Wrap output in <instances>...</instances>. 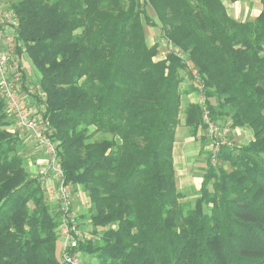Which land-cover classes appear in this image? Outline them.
<instances>
[{"label":"trees","instance_id":"16d2710c","mask_svg":"<svg viewBox=\"0 0 264 264\" xmlns=\"http://www.w3.org/2000/svg\"><path fill=\"white\" fill-rule=\"evenodd\" d=\"M258 1L260 14L245 22L230 17L221 0L9 5L46 96L42 117L54 129L65 180L80 185L89 201L93 239H79L78 254L95 257L93 264H264V0ZM145 25H159L161 37L193 63L211 117L230 116L233 126L252 133L246 144L221 148L218 166L207 165L186 205L172 148L182 73L190 71L172 52L154 59L158 44L146 43ZM6 123L0 99V264H63L58 214L24 167L21 140L2 128ZM201 123V106L189 103L192 135Z\"/></svg>","mask_w":264,"mask_h":264},{"label":"built area","instance_id":"2783aa9c","mask_svg":"<svg viewBox=\"0 0 264 264\" xmlns=\"http://www.w3.org/2000/svg\"><path fill=\"white\" fill-rule=\"evenodd\" d=\"M8 0H0V99L3 101L4 110L12 120V125L18 134L29 136L35 149L41 153L43 163L36 171L35 178L41 187H45L50 181V192L55 196L56 213L58 214L57 233L60 241V255L63 264H81V259L77 251L81 236L86 237L89 233H81L75 225L74 214L70 210L72 201V191L70 183L65 180L64 172L59 162L57 142L52 137L54 129L42 117L45 111V93L36 88L33 95L38 96V107L30 109L29 93L33 90H24L23 72L21 62L17 57L16 50L19 47L18 25L19 18L13 9L5 5ZM165 40V39H164ZM164 44L169 50L179 58L183 57V52L179 47L172 45L167 40ZM189 71L195 78V83L199 89L197 103L202 109V122L206 126L208 134L214 137V150H217L221 140L226 134V129H220L209 117V110L203 95V83L198 80L195 69L189 66ZM227 143V142H226ZM228 145V144H227ZM48 202L49 197H46Z\"/></svg>","mask_w":264,"mask_h":264},{"label":"crops","instance_id":"0c3cea01","mask_svg":"<svg viewBox=\"0 0 264 264\" xmlns=\"http://www.w3.org/2000/svg\"><path fill=\"white\" fill-rule=\"evenodd\" d=\"M221 2L225 6L227 14L239 22L253 20L260 14L262 9L261 3L258 0H236V1L221 0ZM146 9H147L146 13L152 15L151 17L153 18L154 14L152 13V10L150 9L149 5L146 6L145 10ZM144 33H145L146 43L148 45H152L157 41L162 45H165L164 38H162L159 35L160 33L159 27L145 25ZM19 48H22L20 46V42H19V47L16 50V54L20 62L21 60L23 62V64L21 62V67H22V72L24 74L25 70L23 69L26 68L28 70L29 65L32 67V64L28 58L24 57V59H22V56L24 55V49L22 48L21 53H19L18 52ZM164 56L165 54H163L162 51L157 49V55L154 57V59L155 60L163 59ZM185 80L187 83H193L192 80L185 77H183L182 83L185 82ZM36 86H37L36 88H40L38 86V81ZM188 90L187 88H184V91L181 90L182 94H181V106L179 112V124L175 128V136H174V142L172 148L175 184L177 190L179 192L194 191L192 193L190 192L187 195L183 193L184 196L182 197V199L185 200L191 198L193 199L197 195L196 192L197 190H199L200 184L203 179V174L205 171V161H206L205 154L203 153L204 144L202 140L204 139V137H203V131L201 130L202 127H198L196 134L192 135L190 133V129L187 127V125H185V109L187 105L192 102L197 103V99H196L197 96L195 89L191 87V89L189 88ZM2 128L11 134H17L20 140H22L21 144L26 143V147L31 149V147L29 146L30 145L32 146V143L29 139V136L26 134H18V132L15 131L12 125V120L9 117H8V123L2 126ZM242 131H246V129L245 130L241 128L236 129V133H237L236 139H239V142L246 143L247 140L249 141L251 139V133H249L248 131L247 132L248 138H246V135H242L241 133ZM32 149H31V154H29V157L28 156L26 157L27 166L25 168L30 173L29 175L32 178H34L37 169L40 167L41 163H43V159L40 152L36 151L33 147ZM45 185L46 186L42 187V189L45 191V196L49 197V200L47 202L48 206L51 212L56 213V204L54 201L55 196L52 195L50 192L51 189L50 181H47ZM73 202H75V200L71 201V203Z\"/></svg>","mask_w":264,"mask_h":264},{"label":"rangeland","instance_id":"374dc122","mask_svg":"<svg viewBox=\"0 0 264 264\" xmlns=\"http://www.w3.org/2000/svg\"><path fill=\"white\" fill-rule=\"evenodd\" d=\"M141 1H143V0H141ZM12 2H13V0H8L7 2H5V5L9 7V5H11ZM147 5L148 4L144 5V8H146ZM150 9L152 10V13L154 14L153 18L151 17L152 15H149V13L147 15H149L152 19L156 20L155 12H154V10L152 9L151 6H150ZM145 11H147V9ZM157 27H159V25H157ZM159 30H160V28H159ZM159 35L161 36V31H160ZM157 44H158V50L162 51L163 54L166 55V53L171 52V50H169L168 46L162 45L158 41H157ZM25 55L26 54L24 53V55L22 56V59H24V57L27 58ZM186 56L187 55L183 52V57L181 58V60L186 62L187 71L190 70L189 66H191L193 69L196 70V68H194L193 63L190 60H188V59L186 60ZM21 62H22V60H21ZM22 64H23V62H22ZM23 70H25L24 76H26V79L24 78V80H23L24 90L28 91V90L31 89V90L34 91V93H30L28 91V93H29V101H30L29 108L30 109H34V108L38 107L37 103H38V100H39L38 96L33 95V94H36L35 90H36V87H37L36 85H37V79H38V72H37V70L35 69V67L33 65H32V67L29 65L28 70L26 68H24ZM185 72L182 73L183 77L192 80L193 83H187L186 80H185V82H183L182 85H181V90L184 91V88H187V90L189 88L191 89V87L194 88L195 91H196V96H197L196 99L198 100V98H199V89H198V87H197V85L195 83V78L192 76L191 73L190 74H186ZM210 102L215 104V99L211 98ZM209 117L211 118L210 120L214 124H216L218 126V128L226 129L227 132L224 135V138L221 139V140H224L225 143L224 144H220L218 146L217 150H214L213 141H215L214 140L215 138L213 136L211 137L208 134V131L206 130V126L202 127L201 130L203 131V137H204V139L202 140L203 144H204L203 145V153L205 154V160H206L205 161V169H206V167H207V165L209 163L213 167L218 166V164H219V162L217 161L218 160V154L221 151V148L223 146H225L227 148H232V147L234 148V147H238L240 145L246 144L248 142V140L246 141V143L239 142V139H236V135H237L236 129H238V128L239 129L241 128L243 130L246 129V131H242L241 132L242 135H246V138H248L247 132L249 131V133H251V129L248 126H243V127L242 126H233L230 116H222L219 119H213L211 117V113L209 112ZM201 125L204 126L203 122L201 123ZM97 137H101V136L97 135ZM251 139H252V133H251ZM29 147H31V149H32V147L35 149L33 144H32V146L30 145ZM31 149L26 147V143H24V144L22 143L21 144V142H20V145L18 147V153L23 159L24 167L27 166V163H26L27 162V158L26 157L27 156L29 157V154H31ZM222 167H224L227 171L230 170V166H229L228 163H225V162L222 163ZM69 183H70L71 191H72V200H75V202L70 204V210L74 214L75 225L78 228V230H80V232L82 234L84 232L85 233H89V235H87L86 237L81 236L79 239H83V240L93 239V237H92L93 236V232H92L93 231V226L91 225L90 219H89V201H88V198L86 197V192L82 189V187L80 185H74L73 182H71V181H69ZM190 192L192 193L194 191H189V192L185 191V192H180V193L182 194V197H183L184 194L187 195ZM198 192H199V190H197L196 193L198 194ZM44 194H45V191H44ZM182 197L180 198V201L183 203V205L184 204L185 205L188 204V203H186V202H189L188 200H192V198L185 200V199H182ZM45 201H47V200H45ZM58 257H59V259H61V255H60V241L58 243ZM79 257L81 259L82 264H93L95 262V257H93L91 255H85L84 253L80 252L79 253Z\"/></svg>","mask_w":264,"mask_h":264}]
</instances>
